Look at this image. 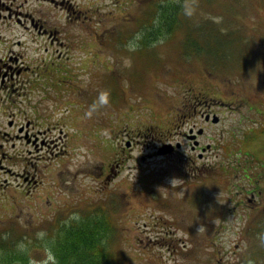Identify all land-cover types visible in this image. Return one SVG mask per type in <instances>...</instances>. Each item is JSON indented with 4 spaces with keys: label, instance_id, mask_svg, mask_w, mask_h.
I'll return each instance as SVG.
<instances>
[{
    "label": "rangeland",
    "instance_id": "1",
    "mask_svg": "<svg viewBox=\"0 0 264 264\" xmlns=\"http://www.w3.org/2000/svg\"><path fill=\"white\" fill-rule=\"evenodd\" d=\"M91 1L79 0L77 5L83 10L81 6H93ZM95 1L97 9L94 6L90 21L83 18V14L77 20L73 18L74 13H69L68 21L73 22V26L79 24V35L75 37L73 33L72 42L79 43L82 49V39L91 40L88 52H80L92 61H96L98 53L102 56L111 51L114 59L123 52L118 47L130 50L140 46L133 51L137 55V68H140L139 76L131 74V83L137 80L135 95L130 101L134 104L133 110L125 118L119 117L122 111L118 110H126L128 104L125 107L116 104L115 100L121 101L123 95L117 89L120 82L116 73H106L102 81L96 83V95L103 88L110 94V102L113 98L114 101L94 112L91 118L85 115L90 105L83 101L47 104L49 112L45 119L58 123V136L65 143L63 148L62 141L55 135L39 136L37 143L40 139H47L49 143L45 151V148L36 150L25 145L24 139L15 137L19 132L10 131L9 120L16 121L15 124L21 122L10 117L11 112L21 109L28 112L32 109L29 103L0 104V150L10 151L11 143H15L17 150L13 162L0 157L3 166L0 168V234H10L18 239V244L23 242L27 246V253L18 251L26 256L28 264L30 259L39 262L44 250L36 233H47V229L59 224L53 237L47 233L48 240H55L56 231L59 233L62 227H67L65 222L71 214L79 213L80 218L89 211L88 215L93 217L97 207L108 212L116 226L111 256L106 258L109 264H257L256 259L247 254L254 248L264 249V242L259 238L264 230L258 233L249 230L245 214L251 216L257 209L264 212V176L256 179L251 170L248 171L251 177L244 172L245 168L264 170V0H209V4L207 0H198L196 17L189 20L179 13L177 20L182 26L174 25L176 31L171 37H161L149 42L150 45L148 42L140 45L142 31L147 32L145 27L149 32V25L144 22L150 15H144L143 9H150V0ZM223 14L232 31L229 34L232 42L226 54L233 63L213 65L210 61L215 60L216 55L206 57L207 63L203 57L194 60L190 55L184 56L193 52L182 46L190 23L204 26L208 17L221 18L220 23H224ZM183 19L187 23L183 24ZM63 33L67 30L63 29ZM193 34L194 50L209 54L223 52L216 45L220 41L213 43L202 34ZM53 44L57 46L56 41ZM40 46L45 50L51 43L43 42ZM44 60L47 59L41 58L40 62ZM125 63L121 61L127 67ZM201 64L206 65L212 79L210 83L207 80V85L198 75ZM35 66L38 64L29 68ZM90 66L99 75L100 65L90 63ZM42 70L40 66L35 74L28 72V76L40 81ZM187 70L192 71L189 77L185 74ZM174 71L182 72V76L171 78L176 74ZM123 78L121 83L128 85L129 80ZM211 83L218 85L216 92L226 103L224 113L217 114L220 121L206 127V133L198 137L199 144L204 146L198 151L191 148L188 138L193 139L192 136H186L192 121L186 119L179 128L175 126L185 114L184 97L191 92L201 95L199 91L205 86L207 89L208 85L209 94H202L215 93ZM75 109L79 110V116L72 115ZM108 113L112 115H105ZM32 117L35 119V114ZM199 121L202 123V118ZM112 124L113 130L106 129ZM136 124L146 135L141 134L134 144L136 138L128 130L134 140L133 145L126 146L125 128L118 130L115 126L130 128ZM165 126L173 131L165 132V138L180 142L181 147L175 154L154 156L151 148L158 145V134L154 137L151 134ZM197 128L195 126L194 130ZM199 152H202L201 158ZM149 153L152 158L141 159L142 154ZM49 156L54 158L52 164H59L57 174L66 171L65 176L58 175L59 182L53 183L50 175L40 174V168L49 164ZM221 162L224 166L232 164L233 168L228 169L231 173H223L215 167ZM26 165L29 170H25ZM34 165L40 168L34 171ZM234 168L241 171L238 173ZM6 169L11 174L8 175ZM68 170L80 172L69 176ZM29 172L32 175L29 180L35 179L32 183L20 179L25 174L29 176ZM88 174L90 177L94 174V183L90 182ZM250 178L258 183L251 192L246 188L251 185L248 184ZM10 264L25 263L14 260Z\"/></svg>",
    "mask_w": 264,
    "mask_h": 264
},
{
    "label": "flooded vegetation",
    "instance_id": "2",
    "mask_svg": "<svg viewBox=\"0 0 264 264\" xmlns=\"http://www.w3.org/2000/svg\"><path fill=\"white\" fill-rule=\"evenodd\" d=\"M77 3H79V0H0V104L9 103L12 105L17 103H29V108L32 109H29L28 112L21 109L19 112L12 111L10 114V117L13 116L14 119L17 118V120L21 122L15 124L16 121L9 120L8 125L11 128V132H19V134H15L16 138L20 137L24 139L23 143L25 145H30L33 148L36 147V150L38 149L37 147H40V149L45 148V151H47L46 148L49 144L46 143L47 139H40L37 143V138H39V136L51 134L55 135L59 142L62 141L58 136V123L48 122L45 119V115L49 112L48 106L58 105L63 102H76L78 104L80 101L92 105L97 99L96 83L102 81L106 73H116L120 82V84L117 82V89L123 92L120 103L124 107L128 104L126 110H118L122 111L119 114V117L125 118L129 111H132L134 107V104L130 103V101L135 95L134 84L137 80L132 83L131 81L133 80V74L136 73V76H139L138 70L140 68H137V55L133 52L137 50V48L134 50L122 48L120 50L123 52L119 53L114 59L111 51L104 53L102 56L98 53L96 61H92L89 57H85L80 51H87V47L92 41L82 39V43H80L82 49L79 48V43L76 44L75 42H72L73 33H75V37L79 35V24L73 26V22L68 21L70 19L69 13H74L73 18H77V20H79L80 14H83V18H88L90 21L93 19L92 16L94 15L93 13L95 12V9H97V5L95 0L90 2L93 4L91 7L81 6L80 4V6L83 7L82 10L78 7ZM94 6L95 9H93ZM119 8H122V5H119ZM63 29L67 30L66 34L63 33ZM91 33L94 34L95 30ZM55 41L57 42L56 47H54L53 44ZM43 42L51 43V46L49 48L46 46L45 50H42L40 45ZM124 50L128 52H125ZM44 57L47 60H44L41 63L40 59H43ZM127 60L129 61L127 62ZM121 61H125L127 67L123 66ZM90 63H98L100 65V67H98L99 75L93 68H91ZM36 64H38V66L29 68L31 65L34 66ZM40 66H43V70L40 72L42 75L40 81L32 80L28 76V72L32 75L35 74V70ZM205 68V66H200L197 71L203 84L207 85V80H209L210 83L212 82V79ZM117 69L119 72H117ZM176 74L171 75V78L177 79V77L182 76V72L180 71ZM185 74L189 77L192 75V71L187 70L185 71ZM123 77H126L129 80L128 85H123L121 83V81L124 80ZM217 87L218 85L211 83V88L213 89V92L215 90V93L210 95L202 94H209L207 92V89H210L208 85L207 89L205 86L202 88V91H199L201 95L191 92L190 95L184 97L182 104L185 114L182 115L180 123H176L177 125L175 127L179 128L186 119L192 121L188 130L190 134H188V132L186 134V136L191 135L193 138H188L189 141H191L192 149L198 148V151L204 149V146L199 144L200 141L198 137L206 133V127L208 128L209 125H212L213 123L217 124L220 121L221 117L219 118L217 115L218 113H220V115L224 113L223 108L226 102L216 92ZM49 91H51V93H49ZM113 101L114 98L112 99V102ZM230 102H232V100H230ZM110 104L111 102L108 105ZM33 114L36 116L35 119L32 117ZM74 114L79 116V110L75 109L72 115ZM109 114L111 113L105 115ZM214 116L218 119L214 120ZM199 118H202V123H200ZM120 119L122 120V118ZM195 126H198L196 130H194ZM112 127L113 124L106 129L113 130L111 129ZM115 127H118V130L125 128L123 139L126 146L133 145L132 140H134V136L136 138L134 144H136L138 142L137 137L141 136V134L146 135L145 133H142L141 126L138 124L130 128L128 126L119 125H116ZM169 128L170 127L165 126L161 128V131H154L155 134H151V137L158 134L156 137L158 145H153L151 148L154 156L175 154L180 149V142L173 143L171 142V139L165 138V132L170 134L173 132L170 131ZM29 130H32L30 131L32 133H29ZM122 130L120 132H122ZM128 130L132 131L134 136L128 133ZM75 141L78 142V140ZM62 143L64 148V140ZM170 145L172 146L170 150L166 152L158 151L161 148H169ZM208 146L210 145L208 144ZM10 147V151L0 150V157L4 158L5 161L13 162L12 159L15 156L14 152L17 151L15 149V143H11ZM146 147H149V145H146ZM51 152L54 153L55 151L51 150ZM151 156H153L151 153L148 155L142 154L141 159L148 160V157L152 158ZM201 156L202 152H199L198 157L201 158ZM49 157L51 158V156ZM53 159L54 158H51L49 160V164L44 161V164L46 163L47 166L39 168L40 174H46L47 176L50 175L53 183H55L56 181L59 182L58 175L60 176L61 174V178L62 176H65L66 171L61 170V172L57 174L56 172L59 164H52L51 161ZM218 165H223V163L221 162ZM1 167L3 166L0 165V168ZM27 167L28 166L26 165L25 170H29ZM39 168L34 165L32 170L36 171ZM108 169H110V167ZM5 171L8 175L11 174L8 169ZM78 171L71 172V170H68V172H70L68 175L74 176ZM222 172L224 173V170ZM20 174L22 173H19V175ZM113 174H115V171ZM31 176L32 175H30L29 172V176L25 174L20 179L22 181H27ZM88 176L90 177L89 174ZM239 178L246 177L240 176ZM29 181L32 183L35 179ZM68 181L69 180L64 178V182L68 183ZM90 182H95L94 174L91 175ZM248 182L251 184L249 185L250 187H246L249 192L255 191L258 187L256 181H253L252 178H250V181ZM259 189L261 190L260 186Z\"/></svg>",
    "mask_w": 264,
    "mask_h": 264
},
{
    "label": "trees",
    "instance_id": "3",
    "mask_svg": "<svg viewBox=\"0 0 264 264\" xmlns=\"http://www.w3.org/2000/svg\"><path fill=\"white\" fill-rule=\"evenodd\" d=\"M207 2L209 4V0H207ZM144 11H146L144 15L148 13L150 18H146L144 22L149 25V32L147 27H145L147 32L142 31V36L140 38L142 45L161 37H171V35L176 31L174 29V25L177 28L182 26V23L177 20L178 14L181 13L179 7L170 4L168 0H160L157 3H150V9L144 8ZM223 18L225 19L224 23H215L213 22L212 17L206 18L205 25L207 27L201 24L193 25L190 23L189 30H187L186 35H183L184 40L182 46H184L183 49L188 50L189 48L190 51L193 52L183 55H190L194 58V60H198L195 57H203L206 63L209 62L206 57L209 58L210 55H216L215 60L210 61L213 65H225V63L232 64L233 62H231L230 55L226 54L228 52L227 48L232 42L229 37V34H231L232 31L228 27L229 23L227 18L225 16ZM184 23L187 22L183 19V24ZM193 32L196 34H202V37L207 39V41L212 40L213 43L220 41L216 45H219V49L223 52H220L219 54H209L207 51L206 53L204 51L198 52L194 50L196 44L193 39L195 36ZM152 34H155V36L152 37ZM215 34H219V36H215ZM219 38H221V40H219ZM150 44L151 43H149V45ZM217 59H219L218 63ZM204 66L206 67L205 64ZM262 131H264V129ZM215 167H217V169L221 172L224 170V173H231L228 169L231 170V168H233L231 163H227L225 166L217 165ZM250 170L255 173L256 179L259 176H264V170L261 168L254 170L253 168L248 170L245 168L244 174L250 176V174H248V171ZM235 171H238L239 173L241 169L236 168ZM256 185L258 186V183H256ZM95 211L96 214L93 217H90V215H88L89 211H86V213H83L79 218L78 222L74 221L70 227H62V231L59 233L56 231V239L51 242L54 244L53 251L55 252L59 264H109V259L106 258L111 256L110 249L111 246L113 247L116 239V226L114 222L110 220L108 212L97 207ZM257 211L258 209L253 210L254 214H251V216H248L249 214H245V222L247 223L249 230H253V232L257 231L258 233V231L262 232V230H264V212ZM58 227L59 224L55 228L47 229V233H50L49 236L53 237V232H55ZM262 233H264V231ZM12 237L13 236L10 234H7L6 236L0 234V264H10L14 260H20L21 262L28 264L26 256L19 254L17 248L18 239H16V237ZM247 255L256 259L255 261H257V264H264V259H261L264 255V249L258 251L256 248L251 249Z\"/></svg>",
    "mask_w": 264,
    "mask_h": 264
},
{
    "label": "clouds",
    "instance_id": "4",
    "mask_svg": "<svg viewBox=\"0 0 264 264\" xmlns=\"http://www.w3.org/2000/svg\"><path fill=\"white\" fill-rule=\"evenodd\" d=\"M170 4H173L179 7L181 13L188 18L189 20L193 19L197 15V9L199 7L198 0H168ZM213 22L220 23L221 18H212ZM134 50V49H130ZM110 94L107 91L101 90L98 93L97 99L89 106V110L85 113L88 118H91L94 112L99 111L100 109L107 107L110 103L109 99ZM73 220L79 221V213H73L69 216L68 220L65 222L66 226L70 227ZM199 230V229H198ZM36 238L41 242V245L44 250L43 259L39 262L30 259L29 264H59L55 252L53 251L54 244L47 239V233L41 231L36 233ZM262 242H264V234L260 237ZM19 251L27 253V246L21 242L17 245Z\"/></svg>",
    "mask_w": 264,
    "mask_h": 264
},
{
    "label": "water",
    "instance_id": "5",
    "mask_svg": "<svg viewBox=\"0 0 264 264\" xmlns=\"http://www.w3.org/2000/svg\"><path fill=\"white\" fill-rule=\"evenodd\" d=\"M214 120H217V117H216V116H214ZM171 147H172V146L170 145L169 148H161V149H159L158 151H159V152H166V151L170 150Z\"/></svg>",
    "mask_w": 264,
    "mask_h": 264
}]
</instances>
